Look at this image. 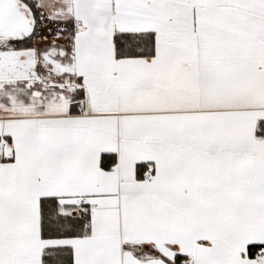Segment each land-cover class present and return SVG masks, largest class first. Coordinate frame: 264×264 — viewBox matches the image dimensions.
<instances>
[{
	"label": "snow or ice",
	"instance_id": "snow-or-ice-1",
	"mask_svg": "<svg viewBox=\"0 0 264 264\" xmlns=\"http://www.w3.org/2000/svg\"><path fill=\"white\" fill-rule=\"evenodd\" d=\"M0 264H264V0H0Z\"/></svg>",
	"mask_w": 264,
	"mask_h": 264
}]
</instances>
